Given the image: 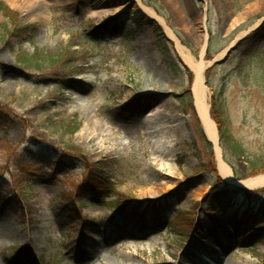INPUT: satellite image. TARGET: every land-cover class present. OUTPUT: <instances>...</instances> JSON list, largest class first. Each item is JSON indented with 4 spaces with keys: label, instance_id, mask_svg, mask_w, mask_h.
<instances>
[{
    "label": "rangeland",
    "instance_id": "obj_1",
    "mask_svg": "<svg viewBox=\"0 0 264 264\" xmlns=\"http://www.w3.org/2000/svg\"><path fill=\"white\" fill-rule=\"evenodd\" d=\"M140 2L197 60L211 38L223 159L241 181L264 175V0ZM0 4L13 12H0V225L13 235L0 264H264V190L219 176L192 72L159 21L135 0ZM93 184L113 186L106 205ZM177 219L208 232L183 237Z\"/></svg>",
    "mask_w": 264,
    "mask_h": 264
},
{
    "label": "bare ground",
    "instance_id": "obj_2",
    "mask_svg": "<svg viewBox=\"0 0 264 264\" xmlns=\"http://www.w3.org/2000/svg\"><path fill=\"white\" fill-rule=\"evenodd\" d=\"M135 1H137V4L140 8L139 9L140 15H142L146 19H155L159 21L160 24H162V26L165 28L170 38L175 41L183 63L190 69V71L193 74L191 91L194 99V106L201 120L204 132L215 148L219 176L226 183L232 185H238L248 190L256 191V190L264 189V175H258L255 177L248 178L246 180L236 181L234 179L233 170L223 159L218 128L215 121L211 117L210 105L208 103V88L206 86L205 73L208 67L211 65V63L206 62L204 58L206 51V44L202 48L200 60H197L192 55V53L185 46L181 44L180 40L176 37L174 32L167 26L163 18L159 17L152 9L144 6L140 2V0H135ZM101 13H104V11ZM104 14H107L106 11ZM205 39L207 41V35H205ZM225 53L226 51L221 53L217 57V59L218 60L222 59ZM161 82L162 81L159 78H155V77H150L148 80L149 85L154 88L160 87ZM159 90L166 91L165 89H159ZM0 235H4L6 237L13 236L12 231L8 225H3V226L0 225ZM222 255L223 254L221 253V257Z\"/></svg>",
    "mask_w": 264,
    "mask_h": 264
},
{
    "label": "trees",
    "instance_id": "obj_3",
    "mask_svg": "<svg viewBox=\"0 0 264 264\" xmlns=\"http://www.w3.org/2000/svg\"><path fill=\"white\" fill-rule=\"evenodd\" d=\"M0 12H2L3 15H4L5 17H7V18H9V19H12V16H13L12 14H13V12H11L10 9H8L7 7H4V6L1 5V4H0ZM104 29H105V28H102V29L100 28V29H97V31L102 32ZM155 31H156V32H159V35H160V36L162 35V33H161L162 28H161L160 26L157 25V26L155 27ZM208 54H210L209 51H208ZM21 60H24V59H21ZM25 61H26V62H31V63H32V62H35V59H34V58H30L29 60H28V59H25ZM57 61H58V60H56L55 57L51 58V64H52V65L56 64ZM34 66H35V64H34ZM36 66L39 67V68H41V66L38 65V64H36ZM208 74H209V72L207 73V76L209 77ZM191 110L194 112V108L191 107ZM211 115H212L213 120H214V121L217 123V125H218V129H219V131H220V134H221V136H222V139H224V134H225V136H226L225 138L228 140V139H229V136H228V134L225 133V123H224V121H223V116H224V115H223V112H222V110L220 109V107H219V105H218V101H217V98H216L215 96L213 97V99H212V103H211ZM0 125H1V122H0ZM71 126H72V125L69 124V125L66 127V128H67L66 130H68V128L70 129ZM75 130H76V129H74V131H73L72 133H74ZM253 172H254V173H257V174H261V173H262L261 171H259V170H257V169H254ZM213 173L217 174V172H216L215 170L213 171ZM218 182H219V183H222L221 180H218ZM98 189H99V190H98ZM96 191H97V192H99V191L101 192L100 197H101V200H102V204H104V205H106V199H107V196H108V195H112V194L114 193L113 186H112L111 184H103V185H99V186H97V189L95 188V186H94V184H93V187H92L91 189L88 190L87 194L89 195L90 192H92V193H96ZM204 203H205V202H202L201 204H196L195 209L200 210L201 212H205V204H204ZM116 204H117V205H116ZM112 205H114V207L116 206V208L120 209L121 211H125V210H127V209H129V208L132 207L130 201H128V200H123L121 197H120L119 199H117L116 203H114V204H112ZM134 209H135L136 212L140 211V209L137 208V207H135ZM156 213L158 214L159 217H161V212H156ZM213 220H214V221H219V220H221V219L219 218V214L214 215V216H213ZM195 221H196V220H195ZM195 221H194V222H195ZM179 222H180V223H179ZM194 222H193V220H192L190 227H185V221L183 222V221H181L180 219H177V220L175 221V223H173V227L176 226L178 232H182L180 235L183 236V237L190 236L193 232L195 233L196 231L200 232V234H204V233L208 232L207 229H205V228L203 227L202 224H200V226L198 227V228H199L198 230H196V231L193 230V228H192V224H193V227L196 225V224L194 225ZM259 225H260L259 228L262 229V230H260L259 233H261V231H262V233H263V231H264V226H261V224H259ZM256 236H257V235H255V236H250V238H252V237H253V238H256Z\"/></svg>",
    "mask_w": 264,
    "mask_h": 264
},
{
    "label": "crops",
    "instance_id": "obj_4",
    "mask_svg": "<svg viewBox=\"0 0 264 264\" xmlns=\"http://www.w3.org/2000/svg\"><path fill=\"white\" fill-rule=\"evenodd\" d=\"M259 3H260V1H258V3H255V5L253 6V8H251V7L249 8V11H252L256 6H257V8H259L260 7V4ZM249 11L245 10L244 13L242 14V17L248 15V12Z\"/></svg>",
    "mask_w": 264,
    "mask_h": 264
}]
</instances>
